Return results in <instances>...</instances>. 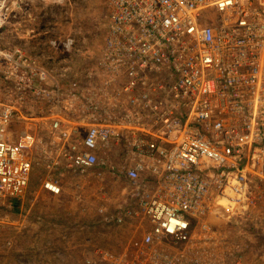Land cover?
Segmentation results:
<instances>
[{
  "label": "built area",
  "instance_id": "2783aa9c",
  "mask_svg": "<svg viewBox=\"0 0 264 264\" xmlns=\"http://www.w3.org/2000/svg\"><path fill=\"white\" fill-rule=\"evenodd\" d=\"M55 72L0 47V208L18 206L36 166L54 194L66 175L108 172L122 184L101 218L127 234L84 264H243L232 234L264 208V0H110L97 64Z\"/></svg>",
  "mask_w": 264,
  "mask_h": 264
},
{
  "label": "rangeland",
  "instance_id": "374dc122",
  "mask_svg": "<svg viewBox=\"0 0 264 264\" xmlns=\"http://www.w3.org/2000/svg\"><path fill=\"white\" fill-rule=\"evenodd\" d=\"M109 14L110 0H0V47L24 46L56 74L85 76L102 52ZM67 35L75 38L70 52L51 47L50 38ZM44 173L36 166L18 206L0 208L1 214L28 213L24 225L0 221V264H84L94 246L119 250L127 232L104 223L100 206L118 201L121 181L106 172L76 176L81 182L73 184L66 175L62 192L54 194L42 186ZM232 235L246 244L243 264H264V208L251 209Z\"/></svg>",
  "mask_w": 264,
  "mask_h": 264
}]
</instances>
